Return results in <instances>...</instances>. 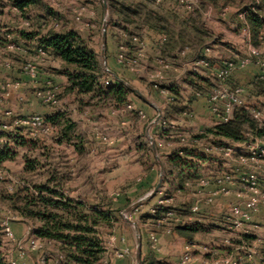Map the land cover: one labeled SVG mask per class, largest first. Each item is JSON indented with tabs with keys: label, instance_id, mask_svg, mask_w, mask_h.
<instances>
[{
	"label": "rangeland",
	"instance_id": "1",
	"mask_svg": "<svg viewBox=\"0 0 264 264\" xmlns=\"http://www.w3.org/2000/svg\"><path fill=\"white\" fill-rule=\"evenodd\" d=\"M72 1L73 2L71 4L65 5L62 0H39L36 5L30 6L28 10L25 11V15L22 16L24 20H30V25L25 27H29L30 30L32 29L31 33L47 31L51 28H54L55 26L51 19L43 16L44 14L49 15L48 11H52L54 13L52 16L59 19V29L78 27V29L81 30V27L84 29L89 28V35L87 37L85 36V38L90 42L92 48L98 53L102 68L106 73L110 74L107 69L115 71L118 65L116 64V57H113L115 59H113L114 62L110 61L111 57H108L105 51L108 42L107 29L108 27L115 26L118 29L117 31H120L119 33H125L124 31H127L122 28L123 26L121 24L118 25L120 23L119 15L117 13L118 8H116V11L113 10V6L111 7L112 2L111 5L109 3L110 0H106L107 10L104 7V0ZM118 1L119 3L125 2V0ZM132 1L139 2L141 0H128L126 2L130 4ZM196 1L199 10L195 15L188 13L185 7L176 0H165L164 4L166 3V5L163 4V6L164 8L172 10L175 15L182 18L183 20H189L190 17L191 19L199 18L198 20L201 28L208 29L210 32H212L213 37L215 36L216 41H218L216 47H213L211 50V55L214 57L217 63L223 61L224 65V63L228 62H238L245 59H251V50L255 49L260 52V59L264 62V27L258 34L255 35L249 20V16L251 14L256 16L260 15L262 17L261 19H264V0ZM146 4L148 5L147 7H157V4L152 0H149ZM206 4H216L218 7H223V12H227V14H229L228 17L226 16L227 18H224L225 14H222L223 12L220 13L219 11H212L209 14V10L205 9ZM81 7L85 8V10H83L84 21L89 23V26L78 23L76 20V11ZM97 9H99V16H97L98 18H95L91 15V13H97ZM242 13H247V16L243 20L239 17V14ZM8 16H10L12 19L14 18L10 14ZM93 17L95 19H93ZM12 19H7V22H11ZM240 23H242L243 26H241ZM92 25L95 26L93 29H96L95 35L92 34ZM244 25H246L245 27L249 29L251 39H246L242 35L240 27L243 28ZM2 27L4 29L7 28L1 26V28ZM146 31L148 30L145 29L141 32L134 33L137 35H144ZM13 32L14 31L6 30L4 33L6 34ZM23 33L26 34V32ZM213 37L207 40L206 45L213 44V42H210L213 40ZM5 42L6 41L0 36V45L2 46V43ZM121 42L122 40L120 38H118V41H116L117 45ZM149 45L151 44L149 43ZM180 48L181 49L178 51V56H175L176 61L174 63L170 61L175 65L170 71H168V77L166 78L164 85H168L169 83H172L176 80L181 81L184 83L183 86H185V89L183 90L184 95L186 98H190L191 96H195V92H197V90L192 91L189 87L186 77L188 76L186 70L189 69L187 65L189 61L182 59L180 54L181 51L187 47L184 48V46H182ZM188 48L190 49L191 53L193 47ZM14 56H16V54L13 52L3 50L0 51V87H2L0 88V100L2 104L1 108L4 111L11 109L13 113L18 116V108L14 105L12 106L14 103H11V99L16 98L18 100V97L15 95L17 88H15L12 76L15 68L14 66H6L8 63H12V61H16ZM32 59L33 58H29V60ZM143 59L145 61H140L138 67L142 69L141 72H136L128 67H125L128 71L124 72L122 77L127 80L128 84L130 85L128 87L133 90V99L139 100V96L134 91L137 90L154 105L162 107L165 103H162L163 101L160 98L161 94L157 92L158 90L155 88V78H153V76L156 75L160 69L159 64L157 60V63H155L153 61L154 59H152V57L149 55L147 58L143 57L142 60ZM251 61L252 62L245 69L238 70L230 75L225 85L229 87H242L246 93V109L249 111L252 109H257L263 111L264 113V80L260 81L258 79L260 67L257 64V61H255V59ZM24 63L25 61L21 63L20 67H23ZM56 64L59 66L58 63ZM217 65L219 66V64ZM51 70L56 71L57 69L52 68ZM117 73L120 74V71ZM57 80L59 82H55L61 86L62 89L60 94V104L57 107H47H51L54 110L66 109L67 112L65 113L68 114L70 119L73 121L74 119L78 120V115L74 112V107L76 104L75 97L71 95H65V85L62 82L63 80H60L59 78H57ZM210 91L211 90L206 89L202 92L208 94ZM201 101L203 100L199 99L198 101H195L196 104L193 110L194 117L190 118L191 120H189V124L187 123L184 125L187 132H189V130L193 131L197 129L200 123L207 120L205 112H203L202 106L200 105ZM22 102L26 105L30 103L26 100L25 102ZM38 102L41 103L39 100ZM137 103L139 106H141L142 109L140 111L146 115V118L141 117L139 114L138 118L132 121L130 124L131 128L134 131H137L136 133L138 134L140 133V129H144V121H147V125L149 124L150 128L152 129L151 134L149 132L148 137L141 140L140 143H147V145L145 144L146 148L151 151L153 146H155L159 155L164 153L163 156H166L167 153H172L177 142L173 141V139L158 141L154 135L153 128L154 126L158 125V123L155 122L156 118L159 116L157 109L147 103L143 105H141L140 102ZM96 108H99L100 110L90 109L89 111L92 115L87 116L83 114L84 117L78 120V129L73 134V142L71 145L93 146L100 150V154L95 155V162L98 166L97 173L100 177L99 181L101 184L99 189L101 191V195L104 197V200L101 199L100 205L103 210H107V205L105 204L106 201H112L113 203V218H110L107 221L100 219L98 226L95 227L96 231L99 233V236L103 240L104 247L106 249L104 258L100 264H140L142 258L150 254H152L155 259L161 261V264H180L185 247L190 242L195 243L198 247H202L200 250H196L195 248L194 254L199 258L197 262L198 264H203V262H200L203 260V258L210 261V264H215L216 260L218 259H228L232 255L247 257L253 252L255 253L253 261L250 263L243 262L241 264H264V205H262L258 213L253 215L252 222L247 225L250 229H252V235H244L240 231L229 230L227 226L221 227L216 225V215L214 216L213 214L207 215L208 217L206 218H204V216L203 218H200L204 220L203 225H205V227L201 228L203 230L197 233L192 239L184 238L179 234H175L173 237H171V233L169 234L165 227H159L157 225L156 219L147 217L146 215L148 214L153 215L151 210L149 213L147 212V207L151 202L150 200L156 197L157 194L154 197L145 199L139 205H137L138 202L143 198H146V196L156 188L160 181L162 183L161 188L164 186V182H168L167 187L170 189L168 197L173 196L174 192L172 191L171 185H173L172 181H174V175H168V173L163 172V176L160 177L161 180H157L148 190H144V187L139 186V179L143 176V170L145 168L142 163H151L153 159L155 161L156 159L154 157V153H152L153 155H150L148 153L143 154L142 150L139 152V148L141 147L139 140L127 139L128 136H126V132L131 130L130 128H128V130L123 133V135L125 134V138L119 144V137H115L116 129H114V127L116 124H114L112 116L109 114V110L111 109L103 108L102 106ZM204 108L206 109L207 106ZM23 133L27 136L32 135L28 131H23ZM133 136L134 134L132 137ZM16 137L7 136V139L9 141L11 140V142H8V144L13 146L12 144H14V138ZM31 137L36 138L34 143L37 147L20 148L18 150L19 155L17 156L16 160L6 162L3 167H0V222L9 220L11 225L12 223L19 224L20 227L24 229V236L20 239L22 241L26 240V233L28 229L31 228L30 231L35 233V238L41 241L43 244L41 249L35 250L38 252L37 255L41 260L43 256L50 258L51 255H58L59 251L56 242H50L38 237L36 235V231L41 227V221L38 219L22 216L12 207L11 203L6 198L9 194L14 193L15 189H19L21 187L30 188L33 195L38 197L40 192L36 189V187L42 186L46 182V179L58 180L61 173L63 175L67 174L68 177L78 178L81 177L80 174L82 173L79 172V168H76L74 165L76 155L74 153L67 152L64 150V148H62L67 147L68 145L58 144L59 135L56 129L55 131H51L48 134L32 135ZM248 138L249 141L243 143H237L231 140H225L223 142L216 141L215 143L228 147L234 144L252 145L258 143V141L261 140L260 137L255 135H250ZM207 142L209 141H205V143ZM215 143H211V145L218 146V144ZM114 144L117 146L114 147ZM132 145L135 148L133 150L129 148ZM205 147L206 146L203 144L202 148ZM160 151L163 153L160 154ZM214 153L215 154L213 157L217 161V166L212 169L209 164H199L200 169L196 174H194L195 180H197V178L200 176L213 177L221 175L222 172V174L234 173L233 171L235 170V167L233 166L232 159L219 152ZM67 158L68 160L66 161L65 159ZM159 159L162 163L165 160L164 158L162 159L161 156H159ZM138 160L139 163H136ZM197 162L200 163L201 161ZM26 164L36 165L37 168L34 173L25 172L24 169ZM115 165L118 166V169L114 173H111L110 169ZM220 167H222L223 171H219ZM75 171L78 172V174L75 175ZM257 173L260 179L261 193L264 196V162L261 163V168L257 170ZM244 175L245 174L243 173V175L240 177L242 178ZM53 187L61 190L59 185H53ZM74 187L75 185L73 188ZM164 193L166 194V192ZM86 203L89 205L96 204L90 202ZM170 203L173 204V206L178 207L182 202L178 199H175ZM89 209L90 207L88 206L85 208V211H89ZM151 209H153V207ZM211 211L218 215L219 213H222V208L217 207L216 205ZM255 226H257V228H255ZM150 233H156L159 237L158 251H153L150 247ZM223 234L230 237L228 244L223 242L225 240L222 237ZM217 247H220V249L224 252L223 254H220L221 256L219 258H216V255L213 257L211 255H207V253H211L213 249H219ZM35 251H29V253L31 254ZM0 252L7 261H9L11 256L15 253L13 243L6 238L1 230ZM138 253H140V258H138Z\"/></svg>",
	"mask_w": 264,
	"mask_h": 264
},
{
	"label": "trees",
	"instance_id": "2",
	"mask_svg": "<svg viewBox=\"0 0 264 264\" xmlns=\"http://www.w3.org/2000/svg\"><path fill=\"white\" fill-rule=\"evenodd\" d=\"M126 1L128 0L119 3L118 0H110L109 3L111 5L112 2L113 10L116 11L118 8L117 13L120 22L118 25L121 24L123 26L121 27L127 30L124 31L125 34L127 33V37L116 32L115 43L120 38L122 42L118 43L119 48L124 46L131 53L135 52V55L129 54L130 56H137L140 42H142L139 38L141 34L137 35L134 32H141L145 29L162 36L165 55L162 57L173 63L176 61L175 52L178 48L201 46L213 37L212 32L201 28L199 18L191 19L190 17L189 20H183L175 15L172 10L164 8V2L158 3V0H152L157 4V7L151 8L147 7L146 4L149 0L132 1L130 4ZM38 2L39 0H15L14 4L23 11ZM48 13L49 17H53L52 11H48ZM261 18L260 15L251 14L249 16L255 35L264 27V19ZM59 28H51L46 33L41 31L30 33L31 35L26 33L24 36L29 40H36L38 46H42L52 59L61 64V68L56 72L66 78L64 94L74 96L83 108H90L91 110L99 109L96 107L101 106L112 109L127 107L134 94L133 90L105 72L98 53L78 30ZM135 38H139L140 41H136ZM187 80L197 91L206 89L212 91L214 89L211 82L203 81L194 72H188ZM165 88L173 97L172 102L168 101L173 104L167 109L166 118L168 120L180 119L185 112L192 111L189 105L185 104L186 96L182 94L179 88L174 86H165ZM254 110L256 109L249 111L245 104L244 107L236 111L235 116L228 123H218L215 127L208 129L205 134L198 135L194 139L200 140L207 138L206 136H212L243 143L249 141L250 135L264 138V121L259 123L254 118ZM45 120L47 124L57 129L58 144H67V147L73 146L71 145L73 134L78 129L75 121L60 110L51 116H46ZM172 131L169 129L162 134L167 140H170L172 139ZM14 144L15 146L0 147V167H3L6 162L16 160L19 155L18 147H37L34 139L28 137H16ZM193 145L194 147H184L180 151H174L168 155V165L165 172L168 175H174L172 182L176 192L184 191L186 182L195 179L194 174L200 169L199 164H209L212 169L216 166L215 162L217 161L213 157L214 154L200 152L197 150V144L193 143ZM74 147L82 150L85 146L74 145ZM149 154H152L151 150H149ZM214 164L215 166H213ZM36 168L35 164H26L24 170L29 173L35 171ZM221 170L222 167L219 171ZM36 189L40 192L38 197L33 195L30 188L21 187L15 189L14 193L5 198L22 216L41 221V227L36 231V235L43 240L56 242L60 264H100L106 249L95 227L98 226L100 219L107 221L113 218L112 201H106V209L109 210L107 211L103 210L100 202L89 205L86 202L71 199L50 184L38 186ZM172 200L173 196L165 197L162 199V204L154 206L157 209L156 214L146 216L158 220L165 213L177 210L178 208L170 203ZM88 206L90 207L89 211H85ZM184 207L183 215L189 216L187 205ZM174 231L175 234L192 239L202 229L199 228V225H178ZM0 264H9L1 252ZM140 264H161V261L150 254L142 258Z\"/></svg>",
	"mask_w": 264,
	"mask_h": 264
},
{
	"label": "crops",
	"instance_id": "3",
	"mask_svg": "<svg viewBox=\"0 0 264 264\" xmlns=\"http://www.w3.org/2000/svg\"><path fill=\"white\" fill-rule=\"evenodd\" d=\"M14 1L15 0H1L0 1V36H1V38H3L6 41L7 39L5 37H6L7 33L5 34L4 32L6 30L14 31L12 33L14 41L23 47V51L20 53L19 52L15 53L16 56H14V59H16V61H15V65H14L15 70L13 71L12 76H13L15 88H17L15 95L18 97V100L16 98L11 99V103H14V104H12V106L14 105L18 108V112H19L18 116L19 117H26V116L33 115V114H39V115H42L44 117L51 116L55 112H57L58 110H54L51 107L49 108V107L39 103L35 97V91L37 90L38 86L43 87L48 80H53V81H56L58 83L59 81L57 80V78H59L60 80H63L62 82L64 85H66L67 81H66V78L64 76L59 75L56 71L51 70L52 68H56L57 70L61 68L60 67L61 64L54 59L52 60V58L47 59L44 63H42L40 65V79H39L38 83L33 82L29 77H27L23 73L22 67H20L21 63H23L25 60H27L29 58L34 57L35 49L38 46V43L36 40H33V39L29 40L27 37L24 36L25 33H23V32L30 34L31 30H32V29L30 30L29 27L24 26L25 20L22 17L25 15V11L28 10V8H25L23 11L20 10L19 8H17L15 6ZM62 1L65 3V5L71 4L73 2L72 0H62ZM74 1L76 2V0H74ZM164 5H166V3ZM168 5H169V3H168ZM205 9L209 10V14L212 11H217V12L219 11L221 13L224 10L223 7H218L216 4L215 5H207L206 4ZM98 10L99 9H97V13L94 12L95 18H98L97 16H99ZM9 14L12 15L14 18L12 19L10 16H8ZM222 14H225L224 18H227L229 15V14H227V12H225V13L223 12ZM43 16L44 17L46 16L47 18H49V16L46 14H44ZM94 17H93V19H95ZM7 19H12V21L7 22ZM26 20H28V19H26ZM236 23L238 24L237 21H236ZM240 24H242V23H240ZM1 26L7 27V28L4 29L3 27L1 28ZM93 28H95L94 25H92L91 29H93ZM67 29L77 30L78 27H75V28L74 27H68ZM95 30L96 29H93V32H92L93 35L96 34ZM117 30L118 29L115 26L108 27V29H107L108 42H107L105 51H106L108 57H111L110 61L114 62L115 59L113 57H116V64L118 65V67L116 68L115 71H113L111 69H107V70L110 72V75H112L113 78L120 80L121 82H123L127 86H130L128 84L127 80H125L122 77L124 72H127L128 70L125 68V66H123L122 64H119L117 61V57H118V54L120 51V48L118 47V45L115 43V40H114L116 32H120ZM47 31H41V32L46 33ZM78 31L81 33V35L83 37H85V36L87 37L89 35V32H88L89 28L84 29L83 27H81V30L78 29ZM123 34L124 33H122V35ZM139 38H141L142 42L146 45V46H144V50H143L144 51V58L145 57L147 58L149 55L152 57V59H154L153 61L155 63H157L156 60L159 56L165 57L164 50H163L164 47H163L162 43L159 44V42L162 39V36L155 33L154 31L149 30V31H146L144 35H140ZM210 42H213V44L212 45H206V43H205L201 46L193 47V50L188 55V57L186 58V61H192V60L196 59L201 54V52H203V50L206 47H210L212 50V48L213 47L215 48L216 44H218V41H216L215 36L213 37V40H211ZM147 43H148V45H147ZM149 43L151 45H149ZM6 44H7V41L5 43H2V46L0 45V51H2V50L4 51V47L6 46ZM141 47H142V45L140 44V48ZM180 49L181 48H178L176 50V52H175L176 56H178V51ZM140 51L141 50H138L136 55H138L140 53ZM127 52L130 55H135L134 54L135 52L131 53L130 50H128V49H127ZM208 58L210 61V67L205 68V69H203L202 72L195 73V74H197L200 77V79H202L203 81H209L213 84L214 87H216L220 84V82L216 78V74H217L218 70L223 66V61H220V63H217V61L211 55V52L209 53ZM142 61H145V60L143 59ZM56 63H58L59 66H57ZM216 63L219 64V66ZM116 71L117 72L120 71V74L117 73ZM186 73H188V72H186ZM165 76H166V78L168 77V71L165 73ZM183 85H184V83L176 80V81H173L172 83H169L168 85L166 84L165 86L177 87L182 91V94H184L183 90L185 89V86H183ZM189 87L192 91L195 90V88L190 83H189ZM0 88H2V87H0ZM157 92L159 93V91H157ZM160 98L163 101L162 103H165L164 106H162V107L154 105L146 97H144V99L139 97V100H135L131 97V102L129 103V105H127V107H125L123 109H112V108H110L111 110H109V112H110L109 114L112 116L114 124H116L114 127V129H116L115 137H119V139H120V140L118 139L119 144L125 138V134L123 135V133H125L128 130V128H130L131 130H128V131H131V132H128V131L126 132L127 133L126 136H128L127 139H129V140L130 139H135V140L138 139L139 144L141 145V147L139 148L140 149L139 152L142 150L143 154H146V153L149 154V149L146 148L147 143H140L141 140L148 137L149 132L151 134L152 129L150 128L149 124L147 125V121H144V124H145L144 129H140V133H138V134L136 133L137 131H134L131 128L130 124L132 123V121H134L135 119L138 118L139 112L142 109L141 106H139L137 102H140L141 105L147 103L149 105L154 106L155 109H157V111H158V115L162 111L163 115L166 117L168 107L173 105V104H170L167 100V97H165L163 95H160ZM190 98L185 97V99H186L185 104H188L190 107V110H192V111L194 110V107L196 104L195 101H198L199 99L203 100L200 102L201 103L200 105L202 106L203 112H205L207 120L200 123L198 125L197 129H195L193 131L189 130V132H187L184 125L187 123L189 124V120H191L190 118L183 115L180 119H173L172 122L175 124V129L171 133L172 134L171 138L173 139V141H176L177 143H176V146L174 147L172 152L180 151L184 147H188V148L194 147L193 143L194 144L196 143L198 146V149H197L198 151L208 154L206 151V147L212 146L211 143L214 144L216 141H220V142L222 141L223 142L226 139H220L217 137L214 138L212 136H206L207 138H205V139L203 138L200 140L194 139L196 136L205 134L208 129L218 125V122L216 121L214 116H212V114L210 113L209 106H208L207 102L204 101L205 100L204 98H196L195 96L194 97L191 96ZM25 100L27 102H30V103L28 105L24 104L22 101L25 102ZM205 106H207L206 109L204 108ZM130 107H132V108H130ZM77 109L79 110V112ZM89 110H90V108H83L80 105L79 101L76 99L74 112L78 115V120H80L81 118L84 117L83 114H85L87 116L92 115ZM60 111L67 112L66 109L60 110ZM195 112H196V110H195ZM67 116H68V114H67ZM78 120L74 119V121L77 123V125L79 124ZM51 127H52L51 131H55L56 128H54L53 126H51ZM153 129H154V135L158 141L159 140L163 141L166 139V137L163 136L159 125L154 126ZM133 134H134V136L132 137ZM31 136L32 135L27 136L24 133H21V135L18 137H28V138H33L34 140L36 139L35 137H31ZM205 141H209V142L205 143ZM9 142H11V140ZM203 144L206 146L205 148H202ZM12 145L15 146V144H12ZM116 146L117 145L114 144V147H116ZM158 146H159V144H158ZM20 148H23V147H18L17 151ZM62 148H64V150H66L67 152H71V153H74L76 155L74 165L76 168H79L78 171L82 173V174H80L81 177H78V178L77 177H68L67 174L63 175L61 173L58 180L53 179L55 181H52L50 179H46V182L43 185H46V184H50L52 186L53 185H59L61 190H59V189L58 190L61 191L62 194H65V196H67L71 199L77 200V201H81V202L99 203V202H101V199L104 200V197L101 195V191L99 189L100 185H101L100 181H99L100 177L97 173L98 166L95 162V159H96L95 155L100 154V150L93 147V146H85L82 150H79L77 147H74V146L62 147ZM129 148L132 150L135 149L133 145ZM151 152L154 153V157L156 159L155 160L156 162L153 159L151 163H149V162L148 163H146V162L142 163V165L145 168L143 170V176L139 179V183H140L139 186L144 187V190H148L150 187H152L157 180H159V179L161 180L160 177L163 176V172H165V169L167 168V165H168V159H167L168 155L171 153V152L167 153L166 156H163L164 153L160 151V154L161 153H163V154L159 155L158 152L154 151V148L152 149ZM18 153H19V151H18ZM211 154H215V153H211ZM159 156H161L162 159L164 158L166 161L164 160L162 163L159 159ZM65 160L67 161L68 158ZM71 160H74V159H71ZM136 163H139V160L136 161ZM215 164L217 166V162H215ZM215 164L213 166H215ZM117 169H118V166L115 165L110 169V171H111V173H114L115 171H117ZM221 171H223V170H221ZM32 173H34V171ZM76 174H78V172L75 171V175ZM195 181H196L195 179L191 180V181H187L185 184V190L182 192L181 191L176 192L173 185H171L172 191L174 192L173 200L178 199L182 202L181 205L177 207L178 209L175 210V212L179 217H181L183 219V221H185L182 224H176L173 226V231L170 234L171 237H173V235H175L174 229L178 225H199V228L205 227V225H203L204 220H202L200 218H203V216H204V218H206V217H208L207 215H213V214H214V216L216 215L215 216V220H216L215 224L218 226L224 227L225 225H224V221H223V215H224L225 211H227L229 209V207L236 202V198L234 197V195L224 196V197H221L220 199H218L213 206L202 205L200 212L197 214H193L191 211L192 206L199 199L204 198V195H205V193L198 194V188L196 187ZM164 183H165L164 186H162L160 191L157 193V196L150 200L151 202L149 203V205L147 207L148 211L146 210L148 213L150 212L152 207L156 206L159 203V201L161 199L168 197V193H169L170 189L167 187L168 182L166 181ZM74 185H75V187L73 188ZM164 192H166V194ZM184 205H187V207H188V210L190 213L189 216L183 215L184 210H185ZM216 205H217V207L222 208V213H219L218 215L211 211L212 208ZM12 228L15 232L16 237L20 240L24 236V231H23L24 229L22 227H20L19 224H16V223H12ZM30 230H31V228H29L27 233H26L27 234V236L25 238L26 240L29 237L35 238V233L31 232ZM222 237H223V239H225L223 242L228 244L230 241V237L228 235H224V234L222 235ZM217 248H219V249H213L211 251V253H207V255H211L212 257L216 255V258H219L221 256L220 254H223L224 252L220 249V247H217ZM37 253H38L37 251L32 252L31 254L28 253V255L20 261V264H60L59 258L56 255H53V256L51 255L50 258L43 256L42 259L40 260L39 259L40 257L37 255Z\"/></svg>",
	"mask_w": 264,
	"mask_h": 264
},
{
	"label": "built area",
	"instance_id": "4",
	"mask_svg": "<svg viewBox=\"0 0 264 264\" xmlns=\"http://www.w3.org/2000/svg\"><path fill=\"white\" fill-rule=\"evenodd\" d=\"M1 1V0H0ZM165 0H158L162 3ZM185 7L188 13L195 15L198 12L196 0H176ZM54 2V1H53ZM83 10L84 7L77 9L76 20L78 23L89 26L90 24L84 21ZM225 13V12H224ZM94 12L91 13L94 16ZM247 13L239 14L240 19H244ZM55 27H60V22L57 17H49ZM30 20H25L24 26H29ZM241 26H243L241 24ZM240 27L242 35L246 39H251L249 29ZM124 37L127 35L124 33ZM7 44L4 47V51L8 52H22L23 47L14 41L13 34L7 33ZM136 41H140L139 38H135ZM162 39L160 43H162ZM142 47L140 53L137 56H130L126 47H120L118 54V62L123 66L130 68L133 71L141 72L142 69L138 68L140 61L144 57V43L140 42ZM251 59H245L238 62H228L217 72V80L220 82L212 91L208 94L197 91L195 92L196 98H204L209 106L210 113L218 123H228L234 116L238 109L242 108L246 104L245 90L242 87H229L226 86V81L230 75L238 70L245 69L253 60L257 61L260 67V73L258 78L264 80V62L260 59V52L251 50ZM211 52L210 47H206L203 52L194 60L189 61L187 64L189 69L186 72L200 73L203 69L210 67V61L208 58ZM182 59H186L190 54V49L187 47L181 51ZM51 57L42 46H37L35 49V55L32 60H25L22 67L23 73L29 77L33 82L38 83L40 79V65ZM159 64V71L155 78V88L159 93L165 97L169 102L173 101L172 95L165 88L164 82L166 80L165 73L170 71L174 64L165 59L162 56L157 58ZM15 62L8 63L7 67H12ZM61 86L55 81L48 80L43 87L37 88L35 92L36 98L45 106L57 107L60 104ZM0 100V147L4 148L8 145V137H16L21 135L23 131H28L32 135H43L51 132V125L46 123L45 117L39 114H33L26 117L16 116L11 109L3 110L1 108ZM132 108V107H130ZM140 116L146 118V115L142 111L139 112ZM158 121V125L162 132L169 129H175V124L168 120L163 113ZM184 115L188 118L194 117L193 111L185 112ZM254 118L262 123L264 121V113L261 110L253 111ZM207 153L219 152L233 161L235 167L234 173H224L213 177L200 176L195 181L198 188V194L205 193L204 198L199 199L191 208L193 214L200 212L202 205L213 206L218 199L224 196L234 195L236 202L232 204L223 215L224 225L232 231H240L244 235H252V229L247 225L252 222L254 214L258 213L262 205H264V196L261 193L260 179L258 177L257 170L261 168V163L264 162V138L256 144H234L232 146H210L206 148ZM245 174L244 177H240ZM236 174V175H235ZM238 175V177H237ZM211 188V189H210ZM162 199L158 204H162ZM157 209L153 207L151 213L156 214ZM185 221L179 217L175 211H169L165 213L161 218L157 220L159 227H165L170 234L173 231V226L176 224H182ZM257 228V226H255ZM0 230L4 233L6 238L10 240L15 249V253L11 256L9 264H20V261L24 259L29 251H35L41 249L43 244L41 241L34 237H29L26 241L19 240L12 228L9 220L0 222ZM150 247L153 251H158L159 237L156 233H150ZM196 250H200L202 247H198L195 243L190 242L186 245L183 255L181 257L180 264H198L199 258L195 256ZM255 253H250L247 257L232 255L228 259H218L215 264H241L243 262L250 263L253 261ZM206 260V261H205ZM203 264H210L207 259L201 260ZM201 264V263H199Z\"/></svg>",
	"mask_w": 264,
	"mask_h": 264
},
{
	"label": "water",
	"instance_id": "5",
	"mask_svg": "<svg viewBox=\"0 0 264 264\" xmlns=\"http://www.w3.org/2000/svg\"><path fill=\"white\" fill-rule=\"evenodd\" d=\"M104 7H105V9L107 10V3H106V0H104ZM104 40H105V35H104ZM134 91L136 92V94H137L139 97H141V98L144 99V96H143L139 91H137V90H134ZM160 118H161V116L159 115V116L156 118L155 122L158 123V121L160 120ZM153 148H154V151L157 152L156 147L153 146ZM161 184H162V183H161V181H160V182L158 183V185L156 186V188H155L150 194H148V195L146 196V198H143L141 201H139L137 205H139V204H140L141 202H143L145 199H149V198H151V197H154V196L159 192V190H160V188H161ZM138 258H140V253H138Z\"/></svg>",
	"mask_w": 264,
	"mask_h": 264
}]
</instances>
